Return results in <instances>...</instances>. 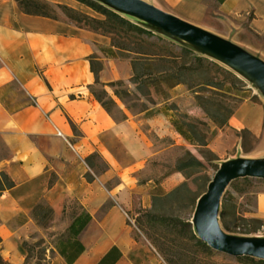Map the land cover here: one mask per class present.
I'll list each match as a JSON object with an SVG mask.
<instances>
[{
    "label": "crops",
    "instance_id": "obj_1",
    "mask_svg": "<svg viewBox=\"0 0 264 264\" xmlns=\"http://www.w3.org/2000/svg\"><path fill=\"white\" fill-rule=\"evenodd\" d=\"M46 1L98 17L76 0ZM141 1L264 59V0ZM116 52L109 36L64 18L27 15L15 0H0V172L15 183L0 194V256L6 263L25 264L24 242L43 234L37 222L39 205L51 208L57 220L75 201L81 210L74 214L72 209L63 229L52 237L54 243L46 249L52 255H45L49 264H69L59 250L69 255L71 225L82 212L90 221L78 236L83 252L71 264H163L147 239L135 237V224L128 222L132 193L141 192L136 174L154 146L143 125L158 137L169 134L188 142L172 125L163 102L132 113L106 86L126 116L117 119L96 100L93 55L95 66H102L100 83H129L133 75L130 60L118 58ZM170 94L168 102L189 90L178 85ZM258 96L243 100L228 124L207 141L218 157L219 145L230 143L228 131L248 130L257 144L247 159L264 160V94ZM188 145L195 152L197 145ZM94 153L107 162L101 173L87 162ZM143 205L150 206L146 197ZM256 211L264 220V191L258 193Z\"/></svg>",
    "mask_w": 264,
    "mask_h": 264
},
{
    "label": "rangeland",
    "instance_id": "obj_2",
    "mask_svg": "<svg viewBox=\"0 0 264 264\" xmlns=\"http://www.w3.org/2000/svg\"><path fill=\"white\" fill-rule=\"evenodd\" d=\"M54 14L58 18L67 19V16L59 8H55ZM95 14L98 15V17L95 18H104L103 15L97 12H95ZM125 16L141 26L153 31L154 35H146L142 37L145 41L155 45V48H152L153 51L161 54H167L168 51H174L175 53L180 54L182 47L189 46L193 48L194 52L198 55L204 56L208 60L218 63L221 67L217 68L216 66H211L208 62H206L205 67L208 68L204 67L191 75L189 83L193 85V89L189 91V94H185L181 98L171 102H168L171 94L165 86H163L164 91H160L158 94L152 90V98L154 101V103H152L148 101L145 96H143L142 92L137 89L136 85L131 82H124L123 88L128 89L131 94L129 97L123 98L120 101L132 113H139L145 110V108H152L158 103L163 102L165 103L164 105L167 107V110H169L167 113L171 116V119L184 123L195 124L198 128V142L205 143L206 141L213 140L218 135V128H222L220 127L221 121L228 116L230 111L235 110L243 100L255 99L256 97H259L258 94H264V88L261 85L257 84L253 80L251 81L249 79L240 78L237 74H235L234 70H232L233 68H231L229 64L219 60L217 57L211 55L202 48L193 46L137 18L129 17L128 15ZM115 38L116 41L124 43V45L128 47H139V42L137 40L131 41L130 38L125 35H120V37L115 36ZM247 52L264 62V59L259 55L250 50ZM129 55L134 56L133 54ZM188 63H190V61ZM191 64L195 65V61L192 58ZM225 70L231 71L232 74L226 73ZM201 83H210L212 86H200ZM222 83L225 85L231 83V92L221 90L220 86ZM108 88L114 92L112 87L108 86ZM95 90L97 93H101L103 88L101 85H98ZM199 108L201 109V112L198 110ZM113 110L115 118L119 119L122 117V113L118 108L114 107ZM143 129L154 146L152 152L148 155L147 160L142 164L143 166L136 174V188L141 192L135 189L136 191L134 190L132 193L133 207L129 211L128 222L131 225L132 223L135 224L134 235L137 239L144 237L147 239L149 244L155 248L151 241L147 238L145 230L142 231L136 225L137 211L144 208V198L146 197L148 202L151 204L152 195L155 192L160 190L164 193H168L185 183L190 190L185 206L182 209H178L176 206H167L165 210H162V213H165L169 217L180 216L183 219L190 221L194 226L197 203L200 197L207 191L208 185L218 168L227 162L247 159V155L251 154L255 149L257 139L248 132L228 131L226 134L230 143L227 145H219L222 156L218 157L216 154V156H210L207 154L208 150H211L208 146H197L194 148L195 152H192L191 146L180 140V138L173 137L169 134L165 137H158L155 132L151 130L149 125H143ZM186 151H190L202 163L201 167L196 168L194 173L191 175L177 171L179 160L185 157ZM90 165L93 166L95 172L100 173L105 171L107 168L106 160L99 153L91 155ZM88 178H91L90 174H88ZM251 179V185L244 186L245 190L236 191V185H230L227 188L225 195H233L237 206L236 212L238 217H241V219L231 225L233 232L224 231L227 235L232 236L235 239L264 240L263 229L261 232H250V234L246 233L247 231H252L254 227L253 223H250L248 219L258 218L256 216L257 196L258 193L264 191V180L255 178ZM240 187L241 186L238 188ZM69 206L70 208H68L64 217L57 220L53 217V213L47 205H43L42 208L38 210L37 222L43 228V234L36 233L33 235L32 239L27 241L30 249L27 264H49V259L46 256L50 257L52 254L46 251V249L54 243L52 241V237L63 229V221L69 218L68 216H70L74 209L81 210V206L75 201H72ZM149 207L150 206L146 208ZM48 225L51 227L55 226L56 229H46V226ZM149 232L155 237H160L161 235H167L169 237L173 236V234L165 232L163 228L156 231V233L155 230L152 229ZM183 243L184 241L182 240L174 242V244L178 246L189 248V245H186L185 247ZM166 244L171 245L172 242L167 241ZM213 251V260L216 262L224 264L233 263L235 261L236 257L215 251L214 249ZM157 253L159 255V259L163 261V264H167L161 254L158 251Z\"/></svg>",
    "mask_w": 264,
    "mask_h": 264
},
{
    "label": "trees",
    "instance_id": "obj_3",
    "mask_svg": "<svg viewBox=\"0 0 264 264\" xmlns=\"http://www.w3.org/2000/svg\"><path fill=\"white\" fill-rule=\"evenodd\" d=\"M21 9V11L27 15L43 16L52 19H59L55 14V8L61 9L67 16L68 21L89 30L98 32L100 34L109 36L111 38V45L116 48V56L122 59H129L132 67L133 75L130 82L136 85L137 89L142 92L148 101L154 103L152 98V90L157 94L163 92V86L167 87L170 93L171 89L178 85H186L188 90L193 89V85L189 83L191 75L198 70L205 67L206 62L211 66L220 65L216 62L208 60L206 57L198 55L193 49L189 47H182L180 54L174 51H168L167 54H161L153 51L155 45L145 41L143 36L154 35L153 31L147 29L140 24L127 18L124 14L114 10L108 5L101 3L96 0H77L82 4L87 5L95 12L104 16L103 19L89 16L77 9L69 7L63 4L53 5L46 0H15ZM125 35L132 41H138V48L128 47L119 41H116L115 36ZM148 47H147V46ZM126 52V54H125ZM129 54H133L131 56ZM95 57H91L92 69L97 76L96 86L101 85L103 91L97 93L95 88L92 92L96 100L102 105V107L114 117V107L118 108V104L112 96L106 90V86L114 89V95L122 100L123 98L129 97L131 92L128 89L123 88L124 81H114L107 85L102 84L98 81V70L102 67L99 64L97 68ZM191 58L195 61V65L191 64ZM190 61V63H188ZM208 68V67H205ZM221 68V67H220ZM226 73L232 74L231 71L225 70ZM200 86H212L210 83H201ZM230 86V87H228ZM121 88V89H119ZM221 90L229 91L232 90V84H224L220 86ZM252 100H257V97ZM241 104V103H240ZM239 104V105H240ZM147 109V108H145ZM236 110V109H235ZM230 111L228 116L221 121L220 127H224L228 124L229 118L232 116L234 111ZM121 118H126L122 115ZM171 123L176 131L187 141L189 144L197 146H207L205 143L198 142V128L193 123H184L171 119ZM242 132H248L243 130ZM251 134V133H250ZM207 154L210 156H216L211 150H208ZM90 158H87V162L90 165ZM202 163L195 157L190 151H186L185 157L179 160L177 165L178 172H184L187 175L194 173L196 168L201 167ZM252 183L251 178H242L234 181L231 185H236L235 190H245L244 186H250ZM240 188H238L239 186ZM15 186L14 181L5 173L0 172V194ZM190 192L188 186L184 183L179 187L175 188L171 192L164 193L157 191L152 195V202L149 208H142L137 211L136 225L142 231L145 230L147 238L151 241L156 250L161 254L167 264H222L213 260L214 251L203 242L197 235L195 227L190 221L183 219L180 216L169 217L162 210H165L167 206L182 209L187 200L188 193ZM43 205H39L37 212L42 208ZM236 203L232 194L224 195L222 199L221 211H220V222L222 228L225 231L233 232L231 225L235 224L241 217H238L236 212ZM51 210V208H50ZM52 211V210H51ZM158 211V212H157ZM161 211V212H160ZM74 214H77L75 209ZM246 220V219H245ZM90 221V216L82 212L75 217L72 225L69 238L67 239L70 245V253L66 255L64 250H59L61 254L65 256L66 261L71 264L73 263L79 254L83 252V246L78 240V236L85 226ZM250 223H253L254 227L250 232H261L264 231V221L259 218L248 219ZM237 226V225H236ZM235 226V227H236ZM163 228L168 234H173L172 237L167 235H161L155 237L149 231L160 230ZM178 234V235H177ZM63 237V236H62ZM182 240L184 245H189V248H184L174 244V242ZM167 241L172 242L171 245L166 244ZM1 242V238H0ZM25 248L30 254L29 245L24 242ZM27 256V259H28ZM27 259L25 264H27ZM0 264H8L0 256ZM224 264H264V259H257L253 257H236L233 263Z\"/></svg>",
    "mask_w": 264,
    "mask_h": 264
},
{
    "label": "water",
    "instance_id": "obj_4",
    "mask_svg": "<svg viewBox=\"0 0 264 264\" xmlns=\"http://www.w3.org/2000/svg\"><path fill=\"white\" fill-rule=\"evenodd\" d=\"M96 1L108 5L124 15L144 21L193 46L202 48L264 88V62L247 51L141 0ZM242 178L264 180V160H236L227 162L218 168L208 185L207 191L197 203L195 231L198 237L215 251L233 257L247 256L264 259V240L235 239L227 235L220 224L222 199L227 188L234 181Z\"/></svg>",
    "mask_w": 264,
    "mask_h": 264
}]
</instances>
